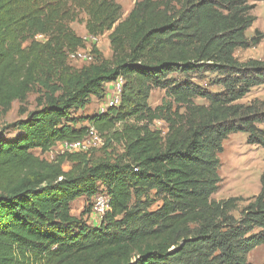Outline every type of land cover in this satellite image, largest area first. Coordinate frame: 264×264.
<instances>
[{"label": "trees", "instance_id": "16d2710c", "mask_svg": "<svg viewBox=\"0 0 264 264\" xmlns=\"http://www.w3.org/2000/svg\"><path fill=\"white\" fill-rule=\"evenodd\" d=\"M254 8L250 0H136L124 17L117 0H0V115L37 83L46 88L34 109L0 129V264H252L248 254L264 244V170L242 207V197L213 195L231 134L264 147V100L240 102L264 85V60L235 54L264 38L246 34ZM81 14L89 36L109 33L112 56L96 45L73 70L67 58L86 47L71 26ZM48 66L53 74L43 77ZM119 77L120 104L77 126L74 114ZM155 88L165 95L153 107ZM91 126L121 141L123 153L87 163L103 143L44 157ZM66 161L79 163L65 170ZM102 194L110 210L91 224ZM80 197L87 206L75 215Z\"/></svg>", "mask_w": 264, "mask_h": 264}, {"label": "rangeland", "instance_id": "374dc122", "mask_svg": "<svg viewBox=\"0 0 264 264\" xmlns=\"http://www.w3.org/2000/svg\"><path fill=\"white\" fill-rule=\"evenodd\" d=\"M123 7L124 17L131 11L136 0H117ZM255 8L253 10V15H255L256 20L253 25L247 30L246 34L248 37H252L256 30L264 33V0H250ZM85 20L86 16L81 14L79 20L71 23V26L75 29L77 34L86 39V48L93 49L94 46L99 48V50L104 54V56L111 57L112 50L110 47V42L107 36L101 37L96 42H93L89 38H86L87 31L85 29ZM38 40H44L43 36H37ZM100 45V47L98 46ZM27 44H25L26 46ZM236 56L240 61H247L249 59H258L264 60V38L256 46H251L249 48H241L236 51ZM89 62L84 60H75L67 58L66 65L73 70H78L82 66L87 65ZM46 75H52L53 69L51 67H45ZM56 73H59V70L56 69ZM207 77H214L213 74H208ZM207 80H202L201 84L210 90L218 91L220 87L214 85H208ZM57 81L54 78L53 83ZM111 86H107L106 94L103 99H97L96 97H91L90 101L86 104L85 107L80 109L74 115L79 118V121L76 123L77 126L81 125H90V121L80 120L84 115H90L97 112L106 111L109 106V98L112 96ZM46 91V88H43L41 84H36L33 87V90L29 93L27 100L24 104H21L18 101H15L11 109L6 114L0 115V129L20 117L25 116L22 114V108L26 110H32L37 106L36 99L39 95L43 94ZM165 95L164 90L155 88L152 91L150 97V104L155 107L162 102V99ZM255 99L264 100V85L254 87L251 89L249 94L240 100L243 104H250ZM203 102V100H199ZM83 119V118H82ZM261 128H264V124L259 125ZM155 127L160 128L166 131V124L162 121L155 122ZM104 144L101 148L93 150L87 154V163L92 164L100 159L108 158L115 159L118 155L122 154L124 151V146L121 141L111 138L108 139L110 135H101ZM247 134L245 132H236L231 134L224 141V151L220 155L221 158V168L220 175L222 177L220 186L217 192L213 195V198L216 200L226 199L229 197H242L240 201V206H244L248 199L257 195L260 191V177L264 170V147L260 145H252L247 141ZM39 153V150L35 151ZM61 152L58 149H53L51 153L44 155V157L53 159L56 158ZM79 162L66 161L64 163V169L70 170L78 165ZM78 201L72 205V213L75 215H80L86 208V198H78ZM103 219V215L91 214L88 216L87 220L91 224H99ZM248 260L252 264H264V244L257 246L248 254Z\"/></svg>", "mask_w": 264, "mask_h": 264}, {"label": "built area", "instance_id": "2783aa9c", "mask_svg": "<svg viewBox=\"0 0 264 264\" xmlns=\"http://www.w3.org/2000/svg\"><path fill=\"white\" fill-rule=\"evenodd\" d=\"M86 38H89L93 42H96L99 37H92L87 35ZM70 57L75 60L91 61L93 59V54L91 49L85 47L83 49H78L77 51L71 52ZM123 87V77H119L115 82L112 83V96L109 98V106H116L120 104ZM103 143L104 140L102 136L94 126H91L85 139L75 141L65 140L59 142L55 147H53V149H58L61 153L89 152L99 147ZM108 210H110V196L106 194L99 195L94 202L93 214L104 215Z\"/></svg>", "mask_w": 264, "mask_h": 264}, {"label": "crops", "instance_id": "0c3cea01", "mask_svg": "<svg viewBox=\"0 0 264 264\" xmlns=\"http://www.w3.org/2000/svg\"><path fill=\"white\" fill-rule=\"evenodd\" d=\"M108 34L109 33H106L105 35H103L102 37H105V36H107V38H108ZM101 37H99L98 39H100ZM99 41V44H100V41L101 40H98ZM98 44V46L100 47V45ZM107 57V56H106ZM108 86H112V83L111 84H108ZM111 88V87H110Z\"/></svg>", "mask_w": 264, "mask_h": 264}]
</instances>
